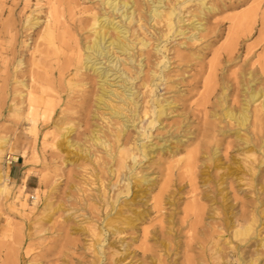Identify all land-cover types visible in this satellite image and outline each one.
Wrapping results in <instances>:
<instances>
[{
	"label": "rangeland",
	"instance_id": "374dc122",
	"mask_svg": "<svg viewBox=\"0 0 264 264\" xmlns=\"http://www.w3.org/2000/svg\"><path fill=\"white\" fill-rule=\"evenodd\" d=\"M108 1H0V264H264V98L243 128L225 116L264 91V0H128L129 24ZM233 31L239 56L222 57L204 106ZM97 33L132 49L102 58Z\"/></svg>",
	"mask_w": 264,
	"mask_h": 264
},
{
	"label": "bare ground",
	"instance_id": "6f19581e",
	"mask_svg": "<svg viewBox=\"0 0 264 264\" xmlns=\"http://www.w3.org/2000/svg\"><path fill=\"white\" fill-rule=\"evenodd\" d=\"M1 1V0H0ZM69 1V0H68ZM132 1V0H131ZM131 1H128V0H124L122 3H121V5H120V3L118 2V0H115L114 2H113V0H109L107 3L108 4H110V5H113L114 7H113V9L115 10V11H119V5L121 6V7H123L124 9H126L127 11L125 12V10H124V16H123V18H124V20L126 21V22H128V24L129 23H131L132 22V20H133V18H134V14H135V12H134V10L133 11H129V6H131V8H130V10L132 9V2ZM159 4L160 3H162V0H156ZM183 1V4H186V3H188L189 1L188 0H182ZM239 0H230V1H228V2H224L223 3V6L220 8V9H217V8H213V7H210L209 8V11H211V12H219V11H224L225 9H228V8H235V7H237V5H239V4H243V3H246V2H249V0H241V1H239ZM50 4V3H49ZM159 4H157V6L159 5ZM163 5V4H162ZM156 6V9H154L153 10V17H155V16H158V15H160V12L158 11L159 9H158V7ZM63 7V6H62ZM110 7V6H109ZM154 7H155V5H154ZM112 8V7H111ZM62 9V8H61ZM72 9V8H71ZM55 10V9H54ZM123 10V9H122ZM257 10V8H255L254 10L252 9V11H249V12H247V13H244L243 15H241V16H236V17H234L233 19H232V21H233V24H234V22L235 21H240V24H246V22H249V21H254V17H255V15H256V13H255V11ZM62 13H63V11H62ZM122 13V14H123ZM52 16H51V21H50V23H49V33H48V36H49V38H50V40H51V42H52V44H54V42L56 41L55 40V33L58 31V30H60L61 28H63V24L61 23V20L59 19V16H58V14H57V12L55 11L54 13H53V11H52V14H51ZM264 15V14H263ZM204 17V16H203ZM264 17V16H263ZM66 18V17H65ZM70 18V17H69ZM105 18V17H104ZM152 18V17H151ZM73 20V19H72ZM102 20V19H101ZM231 20V19H230ZM67 21V20H66ZM103 22H104V19H103ZM116 22V21H115ZM236 23V22H235ZM69 24V23H68ZM103 24H106V22L105 23H103ZM109 24H111L112 25V27L114 28V29H116V30H118V32L120 33V34H122V37H124V39L125 38H127V36H128V34H129V31H128V29L126 28V27H124L123 28V26L121 25H114L113 24V22H110ZM118 24V23H117ZM196 25V24H195ZM108 26V25H107ZM234 26V25H233ZM101 27V26H100ZM200 27V26H199ZM241 27V26H240ZM76 28V27H75ZM185 33V32H184ZM230 33V32H229ZM239 35L240 34H238V32H236V31H233L232 33H231V36H230V41H229V43L224 47V48H222L219 52H217L216 54H215V59L216 60H212L213 61V63L212 62H210L211 63V65H210V68H208V69H210V77H208V79H207V81H205L206 82V85H205V87H206V92H205V95H204V100H203V105L205 106L208 102H209V100H210V97H211V95H212V92H213V89H214V86H213V83H214V79H215V73H216V71L217 70H219L218 69V66L221 64V59H222V57L223 58H225V59H227V61L229 62V61H233L234 59H236L238 56H239V50H238V48H237V46L239 45ZM96 37H98L97 39H94V42L92 43V45L89 47V50H91L92 52H94V53H96V54H98V55H100V57H102V56H107L109 53H110V48L109 47H112V46H115V48H119V49H121V50H123V52H128L129 51V49H132L129 45H126L125 43H122L121 41H120V39H114V40H110V41H106V38L102 35V34H100V33H97V36ZM123 39V38H122ZM67 40V39H66ZM144 41V40H143ZM63 43V42H62ZM107 44V45H106ZM130 44V43H129ZM147 44V45H146ZM144 45V44H143ZM145 45L146 46H148V43L146 42L145 43ZM88 46V45H87ZM156 46V45H155ZM157 47V46H156ZM69 48V47H68ZM87 49V48H86ZM125 53V54H126ZM178 55V54H177ZM214 56V55H213ZM79 57V56H78ZM90 57V56H89ZM88 57V58H89ZM109 57V56H108ZM103 58V57H102ZM132 58V57H131ZM112 59H114V58H112ZM111 59V60H112ZM130 59V58H129ZM90 60V59H89ZM110 60V59H109ZM50 61V60H49ZM102 61V60H101ZM108 61V60H107ZM117 61V60H116ZM118 61H119V59H118ZM110 63H111V61H109ZM98 63V62H97ZM100 63V62H99ZM103 63V62H102ZM116 63H118V62H116ZM47 64V63H46ZM86 64V63H85ZM209 64V63H208ZM89 65H91V63H89ZM93 65V64H92ZM98 65V64H97ZM112 65H114L113 63H112ZM94 66H95V64H94ZM209 66V65H208ZM97 67V66H96ZM94 68V67H93ZM115 68V67H114ZM97 70H99V69H97ZM95 71V70H94ZM101 71V70H100ZM104 72H106V71H103V73ZM123 72V71H122ZM98 73V72H97ZM121 73V72H120ZM208 73V72H207ZM105 74V73H104ZM109 74V73H108ZM49 75V74H48ZM98 75H101V74H98ZM250 75V77H251V74H249ZM248 75V76H249ZM105 76H107V74L105 75ZM124 76V75H123ZM208 76V75H207ZM48 77V76H47ZM116 78H118V77H116ZM115 78V79H116ZM107 79H108V77H107ZM131 79V78H130ZM129 79V80H130ZM244 79V78H243ZM106 80V79H105ZM33 81H35V80H33ZM103 81V80H102ZM119 81H121V80H119ZM106 82V81H105ZM104 83V82H103ZM102 83V84H103ZM250 83H252V82H250ZM105 84V83H104ZM112 84V83H111ZM230 84V83H229ZM248 85H250V84H248ZM102 86V85H101ZM252 86V85H251ZM23 87V86H22ZM122 87V86H121ZM235 87V86H234ZM253 87V86H252ZM105 88V87H104ZM123 88H124V91L128 94V96L130 97L129 99H132V96L134 95V91H133V89H132V87L130 86V85H128V84H124L123 85ZM249 88V87H248ZM249 90V89H248ZM19 91V90H18ZM103 91V96L104 95H108L107 94V92L105 91V90H102ZM101 91V92H102ZM108 91V90H107ZM236 91V90H235ZM237 92V91H236ZM240 92V91H239ZM244 92L245 93H247V97L245 98V102H244V107H243V109H242V111L239 113V114H236V113H234V111H232V110H228L226 113H225V116H226V118H228V119H234V120H236L237 121V123L239 124V126L241 125L242 126V128L243 127H245L247 124H248V122H249V115H248V112H249V108H250V105H252V104H254L256 101H258V100H260V99H262V98H264V91H262V90H257V91H247V88L246 89H244ZM20 93V92H19ZM214 93V92H213ZM18 94V93H17ZM110 94V93H109ZM244 94V93H243ZM115 95V94H114ZM124 95V94H123ZM137 95H138V93H137ZM145 95V94H144ZM13 96V95H12ZM151 96H152V94H151ZM119 98V97H118ZM124 98V97H123ZM134 98V97H133ZM137 98V97H136ZM139 98V97H138ZM242 99V98H241ZM100 100H102L103 101V98L101 97L100 98ZM202 100V99H201ZM129 101V100H128ZM101 102V101H100ZM32 103H34V102H32ZM103 103V102H102ZM164 103V102H163ZM258 103V102H257ZM123 104V103H122ZM168 104V103H167ZM172 104V103H171ZM256 104V103H255ZM254 104V105H255ZM32 105V104H31ZM105 105V104H104ZM148 105H149V103H148ZM203 105H200V106H203ZM108 106V105H107ZM145 106V105H144ZM198 106V105H197ZM229 106V105H228ZM254 107V106H253ZM145 108V107H144ZM227 109H229L228 107H227ZM226 109V110H227ZM120 110V109H119ZM118 110V111H119ZM146 110V109H145ZM120 112V111H119ZM145 113V112H144ZM143 113V114H144ZM114 114V113H113ZM118 114H120V113H118ZM146 114H149V112H147ZM205 114V113H204ZM126 115V114H125ZM127 116V115H126ZM153 117L151 118V120H150V125L151 126H153L159 119H160V117L162 116V112L161 111H153V115H152ZM122 117V116H121ZM32 120H34V119H32ZM128 120V119H127ZM119 122V121H118ZM232 122V121H231ZM159 123H161V122H159ZM254 123H255V126L256 127H258V128H260V129H262V124L264 123V100L263 101H261L258 105H256V109H255V115H254ZM131 127V126H130ZM238 133V132H237ZM263 134V133H262ZM237 137H238V135H237ZM97 138V137H96ZM101 140V139H100ZM245 140V139H244ZM101 142H102V140H101ZM125 144H126V142H125ZM149 147V146H148ZM139 150V149H138ZM198 150V149H197ZM215 151H217V150H215ZM190 152H192V150L190 151ZM194 152V151H193ZM215 153V152H214ZM213 153V154H214ZM215 155V154H214ZM131 157V156H130ZM13 159H16V157H12ZM194 166H195V156H194V153H192V154H190L189 155V157L187 158V160H186V168L188 169V172H191L192 170H193V168H194ZM124 167V166H123ZM184 167H185V165H184ZM126 168V167H125ZM130 169V168H129ZM6 172V171H5ZM119 172V171H118ZM167 176V175H166ZM9 178L7 177V180H8ZM144 179H145V177H144ZM140 180V179H139ZM34 192H38V189H32ZM130 190V189H129ZM38 197V196H37ZM37 197L36 196H34V198L35 199H37ZM162 198H163V195H161V196H159V198H158V200H159V202L158 203H160L161 201H162ZM157 201V200H156ZM194 204V203H193ZM192 207V206H191ZM196 207V206H195ZM193 208V207H192ZM197 208H198V206H197ZM195 210H196V208H195ZM198 214V213H197ZM199 219V218H198ZM198 222V221H197ZM193 229V228H192ZM248 233H249V230L248 229H244V230H242V232L240 233V235H244V236H246V235H248ZM247 238V237H246ZM192 240V239H191ZM245 240V239H244ZM186 260H187V258H186ZM190 260V259H189ZM190 263V262H189Z\"/></svg>",
	"mask_w": 264,
	"mask_h": 264
},
{
	"label": "crops",
	"instance_id": "0c3cea01",
	"mask_svg": "<svg viewBox=\"0 0 264 264\" xmlns=\"http://www.w3.org/2000/svg\"><path fill=\"white\" fill-rule=\"evenodd\" d=\"M30 179H31V177L29 176L28 178H27V182H28V184H29V182H30ZM33 189H38L37 187H34Z\"/></svg>",
	"mask_w": 264,
	"mask_h": 264
},
{
	"label": "built area",
	"instance_id": "2783aa9c",
	"mask_svg": "<svg viewBox=\"0 0 264 264\" xmlns=\"http://www.w3.org/2000/svg\"><path fill=\"white\" fill-rule=\"evenodd\" d=\"M31 198H32V196H31Z\"/></svg>",
	"mask_w": 264,
	"mask_h": 264
}]
</instances>
